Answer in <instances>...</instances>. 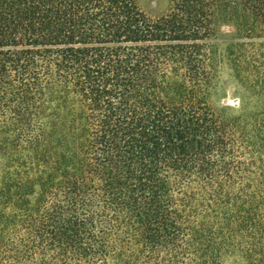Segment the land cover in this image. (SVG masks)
<instances>
[{
    "label": "trees",
    "instance_id": "obj_1",
    "mask_svg": "<svg viewBox=\"0 0 264 264\" xmlns=\"http://www.w3.org/2000/svg\"><path fill=\"white\" fill-rule=\"evenodd\" d=\"M220 5L0 0V264H264V110L208 101Z\"/></svg>",
    "mask_w": 264,
    "mask_h": 264
},
{
    "label": "rangeland",
    "instance_id": "obj_2",
    "mask_svg": "<svg viewBox=\"0 0 264 264\" xmlns=\"http://www.w3.org/2000/svg\"><path fill=\"white\" fill-rule=\"evenodd\" d=\"M139 2L142 8L152 15L163 13L170 6V0ZM216 19L218 41L212 44L210 51L214 64V79L208 90V101L222 118L236 124L245 123L246 131L249 132L264 110V70L260 71L259 77L262 80L255 84V87H249L246 82V76L250 71L253 72L251 65L256 66L264 62V32L260 24L234 0H221ZM247 25L252 28L249 33L245 29ZM251 75L254 76L253 73ZM250 136L253 137L254 133ZM4 163L5 159L0 155V182L4 176ZM1 206L3 217L10 219L15 207L11 204ZM2 222L6 224H0V238L10 226V220L7 218ZM227 264L236 263L230 260Z\"/></svg>",
    "mask_w": 264,
    "mask_h": 264
}]
</instances>
